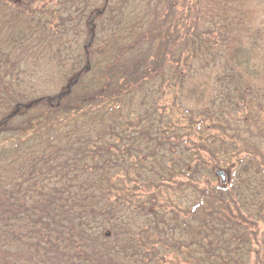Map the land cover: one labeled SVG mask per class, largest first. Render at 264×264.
<instances>
[{"label":"trees","instance_id":"1","mask_svg":"<svg viewBox=\"0 0 264 264\" xmlns=\"http://www.w3.org/2000/svg\"><path fill=\"white\" fill-rule=\"evenodd\" d=\"M262 148L264 0H0V264H245Z\"/></svg>","mask_w":264,"mask_h":264},{"label":"rangeland","instance_id":"2","mask_svg":"<svg viewBox=\"0 0 264 264\" xmlns=\"http://www.w3.org/2000/svg\"><path fill=\"white\" fill-rule=\"evenodd\" d=\"M262 151H264V148H262ZM216 178L217 177L208 180L209 182H207L205 178H202L200 179V181H198L195 184L197 185L198 188L199 187L203 188L207 184H211V186H213L215 183L218 182ZM194 199L195 197H194L193 191H188L186 193H184L183 191L175 197L176 202L179 203L180 205L189 204ZM255 221H252V222L256 224L257 236L255 240L253 241L252 252L248 255L245 261V264H264V217L256 218ZM162 264H185V262L169 263L167 261H164L162 262Z\"/></svg>","mask_w":264,"mask_h":264},{"label":"water","instance_id":"3","mask_svg":"<svg viewBox=\"0 0 264 264\" xmlns=\"http://www.w3.org/2000/svg\"><path fill=\"white\" fill-rule=\"evenodd\" d=\"M215 174H216V176H218L220 178V180H221L222 183H225L226 177H225L224 171L217 170Z\"/></svg>","mask_w":264,"mask_h":264}]
</instances>
